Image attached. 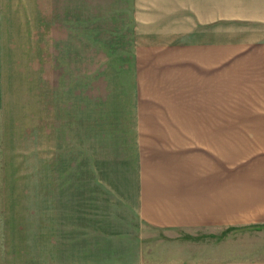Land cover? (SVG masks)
I'll list each match as a JSON object with an SVG mask.
<instances>
[{
    "label": "crops",
    "instance_id": "0c3cea01",
    "mask_svg": "<svg viewBox=\"0 0 264 264\" xmlns=\"http://www.w3.org/2000/svg\"><path fill=\"white\" fill-rule=\"evenodd\" d=\"M132 1L74 133L45 131L42 236L8 263L264 264L142 254L148 229L264 225V0Z\"/></svg>",
    "mask_w": 264,
    "mask_h": 264
},
{
    "label": "rangeland",
    "instance_id": "374dc122",
    "mask_svg": "<svg viewBox=\"0 0 264 264\" xmlns=\"http://www.w3.org/2000/svg\"><path fill=\"white\" fill-rule=\"evenodd\" d=\"M130 1L0 0V264L27 258L30 234L31 246L42 236L44 166L59 160L53 147L45 165V131L53 145L74 133L75 93L91 91L90 74L124 47L113 39L128 36L120 25ZM147 233L148 259L264 257V225Z\"/></svg>",
    "mask_w": 264,
    "mask_h": 264
}]
</instances>
